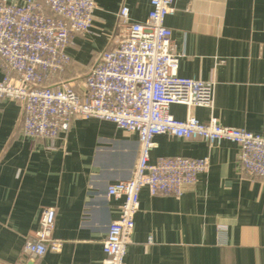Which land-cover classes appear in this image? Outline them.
<instances>
[{"label":"crops","instance_id":"0c3cea01","mask_svg":"<svg viewBox=\"0 0 264 264\" xmlns=\"http://www.w3.org/2000/svg\"><path fill=\"white\" fill-rule=\"evenodd\" d=\"M95 3L89 32L72 35L70 65L51 85L65 82L83 91L97 56L116 48L120 8H128L131 23L144 22L151 9L150 0ZM164 25L182 55L178 75L215 82L220 124L264 136V0H176ZM170 113L177 120L209 118L205 109L180 105ZM21 122L20 104L0 100V264H104L102 241L122 204L106 190L131 178L137 135L74 116L50 150L47 140L23 136ZM154 143L150 162L208 158V169L179 199L140 191L124 264H264V178L239 173V147L223 141L209 148L200 139L167 135ZM47 207L55 209L52 239L61 247L31 260L23 247L35 238Z\"/></svg>","mask_w":264,"mask_h":264},{"label":"built area","instance_id":"2783aa9c","mask_svg":"<svg viewBox=\"0 0 264 264\" xmlns=\"http://www.w3.org/2000/svg\"><path fill=\"white\" fill-rule=\"evenodd\" d=\"M176 0H150L151 9L142 23H131L129 10L118 12L120 35L116 48L101 52L83 81V91L69 83L51 80L70 65L66 53L74 34L89 32L95 0H0V100L18 102L22 109L23 136L49 142L66 133L74 116L114 124L136 134L138 156L127 181L107 187L108 198L121 199L118 218L102 241L104 264H124L127 246L139 209V194L179 199L208 169V158L159 157L150 162L154 138L205 142L209 148L223 141L239 147L238 171L248 179L264 178V136L223 126L215 115V82L178 75L181 54L176 53L172 32L165 25ZM172 105L187 110H207L200 122L191 115L184 120L170 113ZM55 209L42 210L34 239L27 240L23 255L31 260L47 251L59 252L61 242L52 239ZM220 231L224 227H219Z\"/></svg>","mask_w":264,"mask_h":264}]
</instances>
